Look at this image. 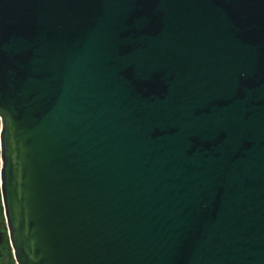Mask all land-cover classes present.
Instances as JSON below:
<instances>
[{"label": "water", "instance_id": "1", "mask_svg": "<svg viewBox=\"0 0 264 264\" xmlns=\"http://www.w3.org/2000/svg\"><path fill=\"white\" fill-rule=\"evenodd\" d=\"M0 194L15 264H264V0H0Z\"/></svg>", "mask_w": 264, "mask_h": 264}, {"label": "rangeland", "instance_id": "2", "mask_svg": "<svg viewBox=\"0 0 264 264\" xmlns=\"http://www.w3.org/2000/svg\"><path fill=\"white\" fill-rule=\"evenodd\" d=\"M0 232L3 233V251H4V259L2 260L1 264H15V261L13 259L12 250L9 244V238L7 234V228L5 224V219L3 215V208L1 204V194H0Z\"/></svg>", "mask_w": 264, "mask_h": 264}, {"label": "flooded vegetation", "instance_id": "3", "mask_svg": "<svg viewBox=\"0 0 264 264\" xmlns=\"http://www.w3.org/2000/svg\"><path fill=\"white\" fill-rule=\"evenodd\" d=\"M1 207H0V212H1ZM3 233L0 232V264L2 260L4 259V251H3Z\"/></svg>", "mask_w": 264, "mask_h": 264}]
</instances>
